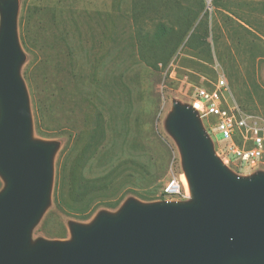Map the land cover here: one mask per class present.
Segmentation results:
<instances>
[{"label":"rangeland","instance_id":"rangeland-1","mask_svg":"<svg viewBox=\"0 0 264 264\" xmlns=\"http://www.w3.org/2000/svg\"><path fill=\"white\" fill-rule=\"evenodd\" d=\"M177 1L186 13L192 10L189 18L196 12L197 17L169 62L152 69L139 60L131 43L136 27L133 6L140 13V23L138 19L137 23L144 30L152 31L158 20L164 17L169 21L178 13L173 0H17L16 34L22 53L19 76L28 99L31 138L56 145L49 201L31 229V244L37 240H71L72 224H90L100 213H115L127 200L154 202L140 198L135 192L138 186L134 184L132 190H126L117 208L99 205L86 219L65 214L55 206L56 163L71 131L67 118L83 128L92 123L94 114L92 107L79 97L82 84L68 74L70 60L72 72L84 74L94 65L92 59H99V68L114 75L117 84L127 91L124 98H129V116L137 123L138 132L136 134L135 130L137 142L132 153L150 171L153 169L149 166L154 161L165 170L161 177L163 185L184 175L179 146L166 126L168 115L175 102L190 105L197 87L211 88L222 75L229 88L227 104L264 120V0ZM154 8L158 9L159 16ZM194 31L199 40L207 41L209 53L184 45ZM85 53L89 57L87 65L82 63ZM123 89H119L118 94ZM122 104L119 102L120 108ZM199 120L213 149L220 151L223 139L209 125L213 120L200 115ZM105 141L101 150L120 152L116 144H111L112 134L108 133ZM228 157L229 162L224 163L219 156L237 177L264 172V163L250 168ZM108 167L110 165L106 164L98 169L90 165L84 169V174L95 176ZM0 181L1 190L4 186L1 177ZM167 199L181 200L175 196ZM60 224L65 230L64 238L57 236L61 232Z\"/></svg>","mask_w":264,"mask_h":264},{"label":"water","instance_id":"water-1","mask_svg":"<svg viewBox=\"0 0 264 264\" xmlns=\"http://www.w3.org/2000/svg\"><path fill=\"white\" fill-rule=\"evenodd\" d=\"M17 0H0V264H264V172L234 175L191 105L173 104L187 200H127L115 213L72 224L68 241L30 243L49 201L56 145L31 138L19 76Z\"/></svg>","mask_w":264,"mask_h":264},{"label":"trees","instance_id":"trees-1","mask_svg":"<svg viewBox=\"0 0 264 264\" xmlns=\"http://www.w3.org/2000/svg\"><path fill=\"white\" fill-rule=\"evenodd\" d=\"M216 1L218 0H213ZM173 5L178 10L175 17L169 21L164 17L158 20L152 31L144 30V27L137 23V19L140 23V13L136 12L137 8L133 6L132 17L136 27L131 43L139 60L152 69H158L160 65L164 66L169 62L183 43L193 19L195 20L198 14L194 13L191 19V9L186 13L177 0H173ZM154 12L159 16L158 9L154 8ZM242 27L248 31V28ZM184 45L209 53L207 41L204 38L199 40L195 31L187 37ZM82 58V63L87 65V53ZM92 60L94 65L92 64L90 70L84 74L72 72V62L69 61L68 74L71 79L82 84L78 91L79 97L84 104L92 107L94 114L92 123L83 128H78L73 120L67 118L71 131L56 163L53 189L55 206L63 213L80 219L88 218L99 205L117 208L123 201L126 190H132L131 186L134 184L138 186L135 192L140 198L149 201L164 199L161 177L165 170L154 161L149 166L153 169L150 171L144 163L137 161L136 154L132 153L137 142L135 130L136 134L138 132L137 128L135 129L137 123L129 116V98H124L127 91L117 84L114 75L99 68V59ZM119 89H123L120 94ZM119 102L123 103L121 108ZM108 133L112 134L111 144H116L120 152H112L108 148L101 150ZM126 152L127 154L123 155ZM106 164L110 167L101 174H84V169L90 165H96L100 169ZM59 228L61 232L57 233V236L64 238L63 225L60 224Z\"/></svg>","mask_w":264,"mask_h":264},{"label":"built area","instance_id":"built-area-1","mask_svg":"<svg viewBox=\"0 0 264 264\" xmlns=\"http://www.w3.org/2000/svg\"><path fill=\"white\" fill-rule=\"evenodd\" d=\"M207 2L210 0H206ZM229 88L226 79L220 75L211 88L199 86L190 105L201 117L211 118L209 122L222 136V148L216 155L228 163L233 157L238 164L250 168L264 163V120L255 115L242 113L236 105H228L226 96ZM165 200L168 197L189 198L181 174L172 178L163 187Z\"/></svg>","mask_w":264,"mask_h":264},{"label":"bare ground","instance_id":"bare-ground-1","mask_svg":"<svg viewBox=\"0 0 264 264\" xmlns=\"http://www.w3.org/2000/svg\"><path fill=\"white\" fill-rule=\"evenodd\" d=\"M181 181L183 182L184 186L186 187V189H188V183H187V180H186V177L185 175H181ZM190 195V194H189Z\"/></svg>","mask_w":264,"mask_h":264}]
</instances>
